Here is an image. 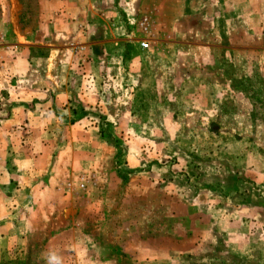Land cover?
Masks as SVG:
<instances>
[{
    "label": "rangeland",
    "instance_id": "obj_1",
    "mask_svg": "<svg viewBox=\"0 0 264 264\" xmlns=\"http://www.w3.org/2000/svg\"><path fill=\"white\" fill-rule=\"evenodd\" d=\"M63 10L66 121L5 145L51 153L33 178L69 196L0 264H264V0H0V48L46 57Z\"/></svg>",
    "mask_w": 264,
    "mask_h": 264
},
{
    "label": "crops",
    "instance_id": "obj_2",
    "mask_svg": "<svg viewBox=\"0 0 264 264\" xmlns=\"http://www.w3.org/2000/svg\"><path fill=\"white\" fill-rule=\"evenodd\" d=\"M65 5L68 7L69 2L66 1ZM64 11L55 16L56 25L61 21L64 23L55 30L60 44H50L46 57L33 56L31 47L35 44L28 37H23L24 41L20 42V39L11 36L8 41L10 46L0 48V233L3 238L9 236L7 230L14 226L13 222L24 218L34 222L40 219L39 216H45L38 209L40 203L49 207V213H57L58 202L49 198L50 193L69 196L59 184L41 183L33 178V171L42 170V162L48 165L51 153L13 155L7 152L8 145H5L9 142L44 141L47 139L46 131L35 134L26 127L46 126L54 120L66 121L55 113V110L62 109L59 104L70 106L71 84L68 73L63 72L65 63L62 61L69 48L62 40L66 38V29L72 25V16ZM61 30H65V34ZM0 36L5 37V32L1 31ZM8 178H14V182L7 184ZM25 190L34 196V205H31L32 201H29L30 204L22 203L20 194ZM22 208H26L28 213ZM69 231L65 230L55 238L67 237Z\"/></svg>",
    "mask_w": 264,
    "mask_h": 264
},
{
    "label": "built area",
    "instance_id": "obj_3",
    "mask_svg": "<svg viewBox=\"0 0 264 264\" xmlns=\"http://www.w3.org/2000/svg\"><path fill=\"white\" fill-rule=\"evenodd\" d=\"M142 46H143L144 48H148V47H149V44H148V43H143Z\"/></svg>",
    "mask_w": 264,
    "mask_h": 264
}]
</instances>
